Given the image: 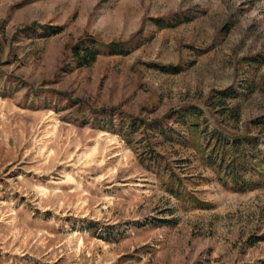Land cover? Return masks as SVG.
Returning <instances> with one entry per match:
<instances>
[{
    "label": "rangeland",
    "instance_id": "1",
    "mask_svg": "<svg viewBox=\"0 0 264 264\" xmlns=\"http://www.w3.org/2000/svg\"><path fill=\"white\" fill-rule=\"evenodd\" d=\"M190 106L264 149V0H0V264H264V184L219 178Z\"/></svg>",
    "mask_w": 264,
    "mask_h": 264
},
{
    "label": "trees",
    "instance_id": "2",
    "mask_svg": "<svg viewBox=\"0 0 264 264\" xmlns=\"http://www.w3.org/2000/svg\"><path fill=\"white\" fill-rule=\"evenodd\" d=\"M157 24H167L162 19L156 21ZM61 27H50L47 32L50 35L57 34ZM100 42L94 37H86L73 46V58L76 67L89 66L93 64L98 56L102 54L97 46ZM109 48V54L124 53V45L120 42H111L106 45ZM221 95L236 97L237 92L222 91ZM203 114L197 106H190L181 111L177 122L186 125L191 131L193 137L197 138L196 144L201 146V139H207V147L200 149L201 153L206 154L205 158L210 166L215 168L219 178L225 182L233 181L241 188L257 187L264 184V149L258 147V143L253 136L231 135L222 130L208 132L201 128L198 120ZM135 125V123H133ZM154 129L164 137L174 140L180 138V134L175 129H166L163 125L156 124ZM175 192V187H170Z\"/></svg>",
    "mask_w": 264,
    "mask_h": 264
}]
</instances>
